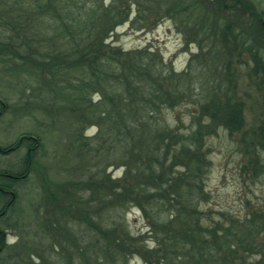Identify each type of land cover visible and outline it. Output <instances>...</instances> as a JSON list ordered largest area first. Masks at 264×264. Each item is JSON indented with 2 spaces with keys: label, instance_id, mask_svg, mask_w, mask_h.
Returning <instances> with one entry per match:
<instances>
[{
  "label": "trees",
  "instance_id": "trees-1",
  "mask_svg": "<svg viewBox=\"0 0 264 264\" xmlns=\"http://www.w3.org/2000/svg\"><path fill=\"white\" fill-rule=\"evenodd\" d=\"M131 1L138 5V18L143 13L147 21L160 16L186 19L188 26L198 29L192 41L198 42L200 56L208 65L197 76L192 75L190 65L176 73L164 64L158 51L126 52L107 43L114 29L128 20ZM200 1L144 0L140 6L138 0H112L104 6L102 0H55L56 4L53 0H25L28 4L22 20L4 24L12 34L0 42V63L8 66L15 80H24L21 77L26 74L33 78L32 84L39 82L46 89L57 79L56 96L74 120L84 121V200L75 196L79 189L73 183L58 188L60 197L49 195L45 200L62 214V221L55 219L57 224L79 215L84 233L95 234L98 253L107 259L117 257L123 262L138 256L146 264H244L247 254L264 257V214H227L214 221L200 209L208 199L204 176L209 162L204 149L219 128L234 139L246 159L242 170L250 171L253 179L264 174V119L246 127L244 103L229 79L232 66L228 62L235 52L250 50L247 29H238L244 17L253 18L264 34V12L254 10L249 0ZM12 9L9 6L3 15ZM28 20L45 28L58 23L59 34L67 33L73 46L44 52L36 34L28 31L34 29L28 28ZM202 37L211 41L206 48ZM226 53L229 58L222 60ZM251 56L253 72L261 73L264 84V59L255 51ZM210 66L218 71L204 83L200 77L213 70L204 72ZM41 89L39 94L35 89L39 103L44 101L40 93L45 90ZM185 104L195 110L187 132L178 119L179 126L174 128L162 120L163 109ZM0 106L1 116L6 105L0 100ZM88 128H96L92 137L85 135ZM33 135L38 136H19L13 145L0 147V154L28 139L30 147H42ZM102 152L117 156L115 161L123 168L120 178L107 172L110 165L92 172L90 161L99 164ZM23 164L25 171L19 178L0 172V198L4 199L0 218L15 211V183L29 180L33 159L25 158ZM130 208L142 214L146 222L143 235L151 247L143 235H131L123 222L108 224L110 213L116 216ZM4 234L0 228V249L5 246ZM86 250L84 244V258ZM97 257L93 262L98 264Z\"/></svg>",
  "mask_w": 264,
  "mask_h": 264
},
{
  "label": "rangeland",
  "instance_id": "rangeland-1",
  "mask_svg": "<svg viewBox=\"0 0 264 264\" xmlns=\"http://www.w3.org/2000/svg\"><path fill=\"white\" fill-rule=\"evenodd\" d=\"M111 1L102 0V3L106 6ZM131 2L132 8L128 20L114 29L107 43L126 52L145 49L151 52L158 51L164 64L168 68L172 67L176 73L182 72L190 65L192 75L197 76L201 68L208 65L209 61L200 56L198 42L192 41L197 38L198 29L188 26L189 22L186 19L179 21L160 16L147 21L143 13V18H138V5ZM138 2L141 6L144 0ZM229 2L230 0H226V3ZM249 2L254 5V10L264 12V0H249ZM53 3L57 2L53 0ZM27 4L25 0L0 1V42L12 34L4 25L6 21L20 22ZM9 6L14 10L12 9L13 11L8 15H3L2 12L7 11ZM241 24L244 27H241ZM27 26L29 29L34 28L28 31L32 35L36 34L35 37H38L37 40L44 52L50 54L58 49H71L73 46L66 36L67 33L59 34L56 22L45 28L38 27L28 20ZM240 28L247 29L248 33L245 37H249L245 40L250 50H239L240 53L235 52L230 58L227 50L222 60L229 58L228 62L232 66L229 79L233 80L237 94L244 103L246 127L251 128L259 125L261 119H264L262 116L264 84L261 82V73L253 72L254 62L251 56L255 51L258 57L264 59V34L253 18L244 17L238 26V29ZM201 39L204 48L209 46L211 42L209 38ZM3 65L0 63V100L5 103L6 109L0 116V147H9L19 136L31 133L38 135L33 136L40 139L42 147L37 148L33 166L29 171V180L15 184L14 191L18 194V201L14 213L0 218V228L6 229L7 234V246L0 252V264H97L93 262L97 255L100 256L97 257L98 264H146L138 256L122 262L117 257L107 259L98 253L99 246L95 244V234L90 230L84 233V222L77 214L64 219L66 221L62 223V227H65V235L61 236L60 232H57L55 219L62 221V214L57 208L51 207L45 199L49 195L60 197L58 188L73 183L77 184L79 189L75 196L84 200L86 167H84V147H81V143L84 142V121L74 120L75 117L68 112L66 104L56 96L57 79H54V86L51 89H46V86L39 82L32 84L33 78L26 74L21 77L24 80H15L8 72V66ZM208 70L212 71L203 73L200 77L204 83L212 76V72L215 76V71H218L210 66V69L207 68L204 72ZM40 89L45 91L40 93V98L44 101L39 103L40 99H36V93L39 94ZM96 100L97 97L94 96L93 101ZM194 111V107L188 104L173 110L163 109L162 120L174 128L179 126L178 119L181 121L183 132H187L191 120L190 114ZM95 132L96 128H88L85 135L92 137ZM204 150L207 152L206 158L209 162L204 176L208 199L200 204V209L205 215L210 214L214 221H218L227 214L236 217L264 214V174L257 177L258 179H253L250 171L245 173L242 170V166L247 161L241 155L234 139L230 138L224 129L219 128L216 136L207 139ZM25 153L26 148L23 144L8 155L0 154V172L1 170L16 174L21 172ZM101 154L98 158L103 159H100L99 164L95 159L90 161V165L94 166L92 172L110 165L107 172L112 178H120L123 168L119 167L118 160L115 161L117 156L113 153ZM80 188L83 190L80 191ZM3 203L4 199L0 198V208ZM118 221L123 222L133 236L143 235L146 231V222L142 214L134 208L116 216L110 213L107 218L110 225ZM148 240L146 239L147 245ZM84 244L87 249L85 258ZM148 246L151 247L150 244ZM245 257L244 264H259L260 260L264 264V257L252 254H247Z\"/></svg>",
  "mask_w": 264,
  "mask_h": 264
},
{
  "label": "flooded vegetation",
  "instance_id": "flooded-vegetation-1",
  "mask_svg": "<svg viewBox=\"0 0 264 264\" xmlns=\"http://www.w3.org/2000/svg\"><path fill=\"white\" fill-rule=\"evenodd\" d=\"M29 141H30V139H28V141H24L23 143H20L17 147H10L8 149H5V154L3 156L8 155V154H10V153L18 150L20 148V146H22L23 144H25L26 153H25L24 159L27 158L28 161H29V159H33V161H34L35 155H36V152H37V149H35L34 147H30V142ZM22 169L23 170L21 172L17 173V174L16 173L8 172L7 170H1V171L2 172H5L7 174V175H4V176L11 177V178H19V177H21L20 174L25 171L24 164H23V168ZM17 183H19V182L17 181ZM17 183H15V184H17ZM60 229L61 230H64L62 233H60L61 236L65 235V227H62L61 224H57L56 230H60ZM4 233H5L4 234V237H5V246L0 249V252H2L6 248V246H7V243H6V236H7L6 229L4 230Z\"/></svg>",
  "mask_w": 264,
  "mask_h": 264
}]
</instances>
